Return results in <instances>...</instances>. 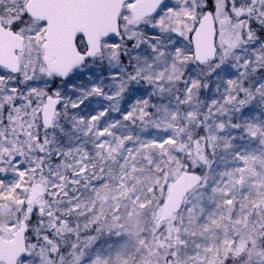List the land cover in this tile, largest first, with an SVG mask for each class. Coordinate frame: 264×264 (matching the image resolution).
<instances>
[{
    "label": "snow or ice",
    "instance_id": "6c2138e0",
    "mask_svg": "<svg viewBox=\"0 0 264 264\" xmlns=\"http://www.w3.org/2000/svg\"><path fill=\"white\" fill-rule=\"evenodd\" d=\"M0 264H264V0H0Z\"/></svg>",
    "mask_w": 264,
    "mask_h": 264
}]
</instances>
